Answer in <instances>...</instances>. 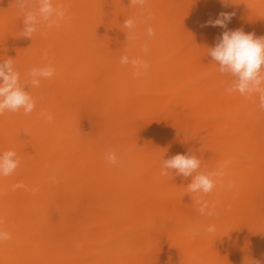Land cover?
<instances>
[{
  "label": "bare ground",
  "instance_id": "6f19581e",
  "mask_svg": "<svg viewBox=\"0 0 264 264\" xmlns=\"http://www.w3.org/2000/svg\"><path fill=\"white\" fill-rule=\"evenodd\" d=\"M53 5L68 22L26 38L16 0H0V61L11 58L22 81L32 67L55 69L29 89L32 113L0 115V153L20 161L0 176V231L11 234L0 264H264V109L257 93L227 91L234 78L207 54L226 30L264 36V0ZM222 12L234 13L226 29L204 26ZM124 55L147 71L134 76ZM178 153L223 172L211 193L161 174ZM198 198L217 214L202 215Z\"/></svg>",
  "mask_w": 264,
  "mask_h": 264
},
{
  "label": "clouds",
  "instance_id": "9594fccd",
  "mask_svg": "<svg viewBox=\"0 0 264 264\" xmlns=\"http://www.w3.org/2000/svg\"><path fill=\"white\" fill-rule=\"evenodd\" d=\"M146 0H131V4L143 8ZM227 6V0H221ZM18 9L23 13L22 35L32 38L33 34L40 30L43 25L47 29L59 28L62 23H67L70 17L66 15L63 8L55 7L53 0H16ZM33 4L35 5L33 7ZM234 13L222 12L215 19H209L204 26L227 28V23L231 21ZM124 27L129 30L126 37L129 40L135 39L134 29L136 20L125 19ZM149 37L155 35V30L149 26L147 28ZM144 51H147L145 46ZM208 55L219 66L221 74H228L234 78L232 86L227 91H238L241 95L259 94V107L264 109V36L256 37L254 33H245L242 29L226 30L214 47L208 48ZM47 53H44L46 58ZM121 64L131 63L135 71L134 76H141L147 71L149 65L139 58L129 59L124 55L120 59ZM55 69L51 66L32 67L28 72V79L22 81L19 71L14 67L11 58L0 61V115L6 111L19 112L23 110L25 115L30 114L36 107L29 89L39 87L42 79L53 77ZM40 116L48 121H52L53 116L46 110L41 111ZM106 160L110 164L117 163V155L114 151H109ZM228 161H225L227 164ZM20 161L14 150H7L0 153V176H10L19 167ZM201 160L195 154H175L163 159L162 175L175 170L176 175L192 177L187 185V193L207 195L216 187L217 179L223 176L220 170L200 171ZM216 178V179H214ZM22 185H15L20 187ZM228 188L233 187V182L228 183ZM200 204L199 212L204 215H216L215 207L209 208L206 201L197 199ZM207 210V211H206ZM215 226L209 225L203 229L204 232L212 234ZM11 240V234L7 231H0V243ZM259 264V262H257Z\"/></svg>",
  "mask_w": 264,
  "mask_h": 264
},
{
  "label": "rangeland",
  "instance_id": "374dc122",
  "mask_svg": "<svg viewBox=\"0 0 264 264\" xmlns=\"http://www.w3.org/2000/svg\"><path fill=\"white\" fill-rule=\"evenodd\" d=\"M257 122H258V124H262L264 122L263 117L262 116L258 117Z\"/></svg>",
  "mask_w": 264,
  "mask_h": 264
}]
</instances>
